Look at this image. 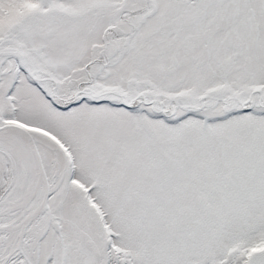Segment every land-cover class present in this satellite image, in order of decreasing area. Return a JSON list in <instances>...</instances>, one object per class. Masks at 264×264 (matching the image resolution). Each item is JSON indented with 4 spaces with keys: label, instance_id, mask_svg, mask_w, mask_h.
Here are the masks:
<instances>
[{
    "label": "snow or ice",
    "instance_id": "1",
    "mask_svg": "<svg viewBox=\"0 0 264 264\" xmlns=\"http://www.w3.org/2000/svg\"><path fill=\"white\" fill-rule=\"evenodd\" d=\"M0 264H264V0H0Z\"/></svg>",
    "mask_w": 264,
    "mask_h": 264
}]
</instances>
